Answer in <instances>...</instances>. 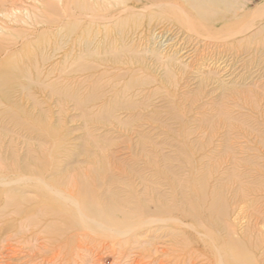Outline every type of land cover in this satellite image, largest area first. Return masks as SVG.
Instances as JSON below:
<instances>
[{
    "label": "rangeland",
    "instance_id": "374dc122",
    "mask_svg": "<svg viewBox=\"0 0 264 264\" xmlns=\"http://www.w3.org/2000/svg\"><path fill=\"white\" fill-rule=\"evenodd\" d=\"M67 1L0 0V77L13 72L15 85L9 93L23 112L10 123L0 115V157L10 154L7 146L14 139L22 150L6 164L27 159L29 150L30 164L39 160L47 168L53 160L61 163V173L46 180L66 176V195L76 191L81 172L90 173L99 197L111 192L126 202L125 210H145L139 221L164 209L168 221L113 241L71 227L64 215L48 214V205L33 189L23 190L21 213L8 209L0 194V264H228L220 256L230 242L250 254V264H264V50L251 54V43L239 52L226 49L232 40L227 32L208 34L185 20L179 25L163 8L137 10L129 3L98 8L92 0ZM248 5L251 11L260 9L264 28L263 1L249 0ZM123 8H132L137 16L120 26L115 15L102 21L106 26L100 29L112 38L118 30L130 32L122 41L130 51L118 61L133 64L67 75L77 67L71 65L78 54L66 59L65 50H50L74 39L67 26L83 27L92 17L109 18L111 10L116 14ZM259 41L264 47L263 33ZM179 47L186 48L187 62L180 60ZM101 57L97 59L112 62L111 56ZM97 59L83 58L79 65ZM179 63L186 70L178 69ZM164 64L170 66L168 74ZM99 73L94 89L101 97L85 108L94 107L96 113L108 104L115 91L109 82L117 78L119 88L147 79V85L135 90L142 92L137 100L147 98L144 109L116 112L121 125L111 119L84 120L82 109L68 97L84 99L94 78L83 87L79 82ZM27 79L41 86L28 85ZM46 128L54 133L48 136ZM196 180L203 181L202 194Z\"/></svg>",
    "mask_w": 264,
    "mask_h": 264
},
{
    "label": "bare ground",
    "instance_id": "6f19581e",
    "mask_svg": "<svg viewBox=\"0 0 264 264\" xmlns=\"http://www.w3.org/2000/svg\"><path fill=\"white\" fill-rule=\"evenodd\" d=\"M92 1L95 2L94 4L98 8H100L99 6L104 7V6H108L110 4H114L116 6L121 5L124 7L128 3L130 5H132L135 9H137L139 6H141L142 8L140 10H146L147 8H150L151 6H152V9L153 8H155V9L163 8L164 11L168 10V11H171L173 13L174 18L178 19V20H176L178 22L177 24H179V20H183V21L185 20L184 22L187 21L189 26H191V27L193 26L192 27L193 29L200 27L205 33L207 32L208 34H209L208 31H210V30H216V32L217 31L223 32L222 34H224V32H227V33H225L226 34L225 37L228 36L229 39H232V40H231L230 44L227 45L226 49L229 48L231 50L239 52L240 50H242L243 48L246 47L245 44L248 43L247 46H249L251 43V49H250L251 54H253L254 52H257L260 49L264 50L263 46L260 48V41H259L260 33H263V35H264V28L263 27L260 28V23H259L260 15H258V12L260 11V9L251 11V9L249 8V5H248L249 0H92ZM99 1H101V3ZM262 1H263V5H262V7H263L264 6V0H262ZM67 2H69V1H67ZM89 7H90V5H89ZM115 11H116V9H115ZM131 11H132V8H130V9H124L123 8L120 12L116 11L117 13L113 14V10H111L112 15L109 18L96 20V18L92 17L91 19L87 20V22H85L86 25H84L83 27L78 23L77 24L71 23V25L67 26L69 29V35L70 34L74 35L75 36L74 39L72 40V38L70 37L69 41L67 42L66 45H64V47L54 46V48H52V47L50 48L52 53H55V52H58L61 50H65L64 57L66 59L67 58L69 59V57L74 55V54H78V58L74 59L72 61L73 65H71V67H73V68H74V65H76L77 67L75 66L76 68H74L70 72H67V75L78 73V72H84V71H96V69L98 70V69H102V68L103 69L104 68H111V69L119 70L120 69L119 66L125 67V66L132 65L133 61H131V60L125 61V62L118 61L120 59V54L122 52H124V51L129 52L130 51V49L128 47H126L125 44L122 43V41H124L126 39V37L129 35L130 32L126 33V32L118 30L117 36L112 38V36H110L108 34V31H106V29H103V31H102V29H100L101 26L103 28H105V26H106V24L103 23L102 21H106V20H109L112 18L114 19L115 15L118 16V17H116L118 19L115 18L114 21L117 20L116 22H118V25H120V26L124 25L125 21L137 16V14H135V13L131 14L130 13ZM133 12H135V11H133ZM92 14H94V13H92ZM123 14H125V17H122ZM260 14H262V13H260ZM139 15H141V14H139ZM170 15H172V14L170 13ZM257 18H259V19H257ZM82 19H79V20L82 21ZM164 21H165V19H164ZM164 23H166V22H164ZM111 25H112V23H111ZM91 27H93L96 31H94ZM213 34L214 33H212L211 35H213ZM202 35H204V34H202ZM156 36H158V35H156ZM242 36H244V37H242ZM163 37H165V36H163ZM161 39H162V37H161ZM120 40H121L120 46H117L116 42L120 41ZM157 41H158V38H157ZM160 43H162V41ZM166 43L169 44L170 42H166ZM185 46H186V44H185ZM205 46L206 45H204L203 47H205ZM223 47H225V46H223ZM159 49H160V47H159ZM7 50L9 51V49H7ZM207 50H208V48H207ZM155 51H157V49ZM178 52H180L179 54H180L181 59L180 58L179 59L181 61H184L186 59L188 60L190 58L189 55L188 56L186 55L188 53H187L185 47L181 48V49L179 47ZM155 53H157V52H155ZM165 53H167V52H165ZM5 55H7V54H5ZM107 55L112 57V62L104 63L103 61H100L97 59L101 56H102L101 58H103V56H107ZM167 56H168V54H167ZM206 57H207V55H206ZM83 58H91V59L96 58L98 61L97 62L94 61L90 65H86V66L81 65V64L79 65V63H82ZM136 58H138V57H136ZM220 58H219V60H220ZM158 59H161V57L160 58L158 57ZM174 60H175V58H174ZM187 60H186V62H187ZM6 61L8 62L7 64L11 63L10 60H6ZM43 61H44V59H43ZM158 63H159V61H158ZM113 66H116L117 68H114ZM164 67H165L166 74H168L171 71V69H169V67H170L169 64L165 65ZM186 67H187V65H184L183 63L178 65V69H181V68L185 69ZM4 76H7V78L4 80H1L2 78L0 77V115L3 116L2 118L6 122L10 123L11 121H13L15 119L18 120L21 117V115H23V112L21 111V109L19 107L14 105V103L12 102L13 96H11L9 93V91H10L9 87L11 88L12 86L15 85L14 84L15 81H14V79H12L15 77L13 72L10 74H4ZM39 76L40 75H37V77H39ZM100 76H102V74H100V73L96 78H95V75H87L79 82L80 84L78 86L83 87L84 84L86 85V84L90 83L93 78L95 80V79L99 78ZM94 80L87 86V88L91 89V91L88 93V95L84 99L79 100V98H77L74 95L68 97L70 100H72L75 103V107L82 109L81 115H82L84 120L89 122L92 120H99V119L100 120H107V121H108V119L109 120L111 119V120H116L115 124H119L120 120L118 119V117L115 116L116 112L122 111V110L127 111V112L128 111L134 112L137 109L143 110L144 109L143 107L146 106L145 103L147 101V98H145V100H143L142 102L137 100V98L140 96V94H142V92L139 90L138 91H135V90L138 86L147 85L146 84L147 79H143V80H139V81L138 80L137 81H127V83H125L123 87L119 88L121 82L117 81L118 79L115 78L114 81L110 80V82H109L111 88L113 90L115 89L114 95L111 97L109 103L105 104L103 107L101 106L100 108H98L96 113H93V110L95 108L90 107V106L85 108V105L93 103L95 101H98L99 98L101 97L100 96L101 94L99 93L100 94L99 95L98 92H96V89H94V85L98 82V81H96V80L94 81ZM31 83H34V85L38 84L41 86L39 81L33 82V81L27 79V84L29 85ZM102 89H103V87H102ZM20 91L26 92V94L29 95L31 98L33 97V95L29 91H26V89H24V88H21ZM64 91H66V90H64ZM103 97L104 96H102V98ZM135 117H138V116L134 115L133 118H135ZM122 124L124 125V123H122ZM119 125H121V124H119ZM6 129L7 128H3V130H2L3 134H6V131H8ZM45 130H46L45 133L48 136L52 135L51 134L52 131L49 128H46ZM52 133H54V132H52ZM184 137L186 138L185 134H184ZM143 138H144V136H143ZM12 140H14V139H12ZM12 140H11V142L8 143V146H7L10 154H7L8 156L6 158L3 156H2L3 158L0 157V194H4L6 196V199H5L6 207H8V209L11 208L12 212L21 213V212L25 211V207L22 204V202H25V200L22 199L21 196L24 192L23 191L24 189L30 188V189H33L35 192L39 193V195L42 197V201L46 202V205H48V207L45 210L48 214H52L55 216H57V214L64 215L70 220L71 227L83 228V229L88 230L90 232L98 233L99 235L101 234L103 238L105 237L106 239H112L113 241L115 239H119L120 237L126 236L130 233H133L141 227H144V226H147L150 224L152 225V224H157V223L168 221L167 220L168 218L167 219L163 218L165 213H166L164 209H158L157 215L152 216L146 220L143 219V220L139 221L140 217L142 218L143 215H145V212H143L145 210H140L139 208H136L133 211H130L129 209L125 210L124 205L126 202L122 201L121 199H119L117 197L116 194H113L111 192L106 191L105 195L103 197H99V195H97V192H95L93 190L94 185L92 186L96 177H95V175H94V177H91L90 173L86 174V173L81 172L80 175L78 176V179H77L79 181V184H77L76 191H74V193H73L75 195H73L72 193L71 194L69 193L68 195H66L64 190H63V188L66 185V179H67L66 176L61 177V179L57 178V179H53V180H49V181L46 180V178H48V176L49 177L50 176L55 177L54 175L61 173V169H60L61 163L58 164V162H57L56 164H54L55 161L53 160V162L50 163L51 166L49 165V166H47V168L44 167V165H43L44 163H41V162L39 163V160L38 161L35 160L37 164H35V161H33V160L31 161V164H30L28 161V159H29L28 157H30V156L32 157V155L30 154L29 150L26 152L27 153V156H26L27 159L25 158L22 162L16 161V162L12 163V165L6 164L7 161L12 159V157L15 153L22 150V148H19V144H17L15 142V140H14V142H12ZM61 144L62 143H60V145ZM50 154H51V152H50ZM44 156H45V153H43V157ZM46 156H47V154H46ZM48 158L51 160L50 157H48ZM186 159H188V158H186ZM179 162L177 161V163H179ZM3 165H5V166H3ZM66 167H67V165H66ZM164 168H165V166H164ZM79 177H80V179H79ZM90 177L92 179V184L89 182ZM97 180H99V177L97 178ZM195 183H196L195 185H197V187L199 189L198 192L200 194H202L203 181H201V180L197 181L196 180ZM61 186H62V188L60 189ZM198 196H200V195L198 194ZM127 207H128V205H127ZM50 229L54 230L53 227ZM238 245L239 244L236 245V244L230 242L228 244L227 248L224 247L223 256L221 255L222 257L220 256V258L224 259V261L228 264L229 263L230 264H250L249 263L250 254H248L244 248H241V247L238 248L237 247ZM217 256H218V254H217ZM218 261H220V260L218 259Z\"/></svg>",
    "mask_w": 264,
    "mask_h": 264
}]
</instances>
